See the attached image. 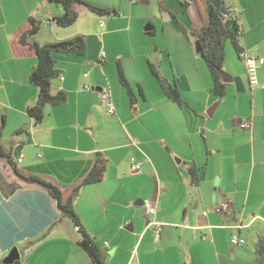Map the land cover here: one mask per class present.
<instances>
[{
    "label": "crops",
    "instance_id": "1",
    "mask_svg": "<svg viewBox=\"0 0 264 264\" xmlns=\"http://www.w3.org/2000/svg\"><path fill=\"white\" fill-rule=\"evenodd\" d=\"M81 1L86 3L74 5L76 21L61 27L54 22L63 12L59 2L0 0V141L9 154L0 157V263L16 247L21 264H93L55 199L21 181L13 167L69 192L101 153V179L82 185L73 205L104 264H264V64L257 70L258 87L250 89L243 62L249 53L264 56V18L247 17L251 5L238 4L244 0H223L237 22L241 14L242 50L240 65L226 70L231 79L225 94L217 97L195 50L197 32L207 22L206 0H181L184 17L181 6L160 7L161 0ZM86 4L111 15L102 19ZM29 18L39 24L31 42L82 34L87 44L83 55L53 53L51 92L65 91L66 101L45 105L39 121L27 112L37 99L28 80L37 59L9 52L12 33ZM256 31L260 35L251 42L248 35ZM118 65L132 100L118 81ZM151 66L176 83L182 104L165 95ZM103 86L110 90L112 115L98 93ZM245 119L249 126L238 127ZM216 200L229 202L232 211H214ZM146 201L156 208L151 218ZM151 221L160 224L158 236ZM232 233L245 244H230Z\"/></svg>",
    "mask_w": 264,
    "mask_h": 264
},
{
    "label": "trees",
    "instance_id": "2",
    "mask_svg": "<svg viewBox=\"0 0 264 264\" xmlns=\"http://www.w3.org/2000/svg\"><path fill=\"white\" fill-rule=\"evenodd\" d=\"M59 2L63 8V12L54 17L56 25L66 27L74 23L77 19L75 3H82L81 0H54ZM207 2V22L197 32V39L201 44L199 54L204 59L212 78V86L210 91L217 97H222L225 94L226 84L221 80V75L218 72L222 68L224 60V40L229 39L233 48L239 55L241 47L237 40L241 35L242 28L237 20L229 15V8L225 6L223 0H206ZM186 6V2H183ZM91 12L98 15L108 14L104 8L96 5L86 4ZM115 13V10L111 11ZM39 29L38 22L29 18L23 22L12 33L9 43V52L13 58L35 57L36 65L29 74V82L38 89L37 99L35 103L27 107L28 114L39 121L43 116L45 105H61L66 101V93L63 90H58L55 93L51 92V81L57 76V70L54 66L53 53H75L83 55L86 52V39L82 34L73 36L68 39L37 43L28 40V37L35 34ZM194 33V32H192ZM151 71L165 95L177 104H182V99L179 95L177 85L167 83L159 76L157 70L151 66ZM117 77L119 83L125 88L130 99H133L131 87L123 75L120 66H117ZM141 95L142 89L138 87ZM3 121V120H2ZM2 124L0 125L1 133ZM0 157L9 159V154L5 151L3 144L0 141ZM106 168V159L101 153H96L93 163L88 172L74 185L69 192H64L59 186L53 184L46 178L33 173H26L13 167L14 174L23 182L37 184L44 189L55 199L56 205L63 216L70 218L76 229L81 235L80 245L87 252L93 264H104L102 260L101 250L94 243L92 238L86 232L81 224L79 217L73 205V197L78 189L85 184H91L99 181ZM191 182L197 183L198 178L193 167L188 168Z\"/></svg>",
    "mask_w": 264,
    "mask_h": 264
},
{
    "label": "built area",
    "instance_id": "3",
    "mask_svg": "<svg viewBox=\"0 0 264 264\" xmlns=\"http://www.w3.org/2000/svg\"><path fill=\"white\" fill-rule=\"evenodd\" d=\"M130 1H136V0H130ZM230 15V13H229ZM99 26L103 25L102 20L99 21L98 23ZM105 53L103 50L99 51L98 54V60L102 62L104 60ZM243 62L245 65V72L247 76V82L250 87V89L258 87L259 82H258V77H257V70L260 66L264 64V56L258 54V53H249L247 55H244L243 57ZM61 79L63 78L62 76L60 77ZM83 89L85 90H90L91 87L88 85H83ZM99 96L101 100L105 104V112L106 114L112 115L115 113L114 110V105L111 101V96H110V90L108 86H103L98 89ZM249 126V121L248 120H241L238 123V127L240 128H246ZM17 161H21V158H18ZM131 161L133 162L132 168H138L139 165L134 163V157H131ZM212 208L214 211L219 212V213H229L232 211V206L230 205L229 202L227 201H221V200H216ZM155 205L154 203H151L150 201L144 202V212L146 214V217L151 218V216L155 213ZM152 224H154V233L156 236L159 235L160 233V224L151 221ZM230 244L236 246V245H244L245 244V239L244 237L240 236L237 233H232L230 238H229ZM0 264H6L4 262Z\"/></svg>",
    "mask_w": 264,
    "mask_h": 264
},
{
    "label": "rangeland",
    "instance_id": "4",
    "mask_svg": "<svg viewBox=\"0 0 264 264\" xmlns=\"http://www.w3.org/2000/svg\"><path fill=\"white\" fill-rule=\"evenodd\" d=\"M97 1L101 2V3H105L107 1H113V3H115L116 5H119L122 2V0H97ZM126 1H128V0H126ZM152 1L153 2H157V1L159 2V0H152ZM234 1H236V0H234ZM244 1L246 3L242 2V1H239L238 4H239L240 9H243V8L247 7L248 3L251 5V7H247L248 8V11H246V16L247 17L253 18V19H258V18H261V17L264 18V0H244ZM82 2H84V1H82ZM181 2H182L181 0H161V2H159V3H160V7H164L168 3L173 4V5L176 4L178 7H180L181 6ZM84 3H86V2H84ZM260 8H261V10H260ZM178 14H180V16L184 17V14L182 12V6L180 7ZM110 15L111 14L102 15V19L105 18V16H110ZM236 16L238 18L239 24L242 25L241 22H240L241 14L239 13ZM245 31H246V27H245ZM255 33H256L257 37L254 36ZM255 33L253 34V33L250 32L249 35H248L249 40H251V42H254L256 39H258V37L260 35V34H258L257 31ZM251 34H253V35H251ZM241 36H242V34L239 35L238 39ZM262 43L264 45V41ZM223 45H224V48H223L224 49V60H223L222 69L225 70V71L228 70L229 69V65L239 66L240 65V61L236 59V58H238L237 57V52L233 48L230 40L229 39H225ZM86 46H87V44H86ZM235 59H236V61H235Z\"/></svg>",
    "mask_w": 264,
    "mask_h": 264
},
{
    "label": "water",
    "instance_id": "5",
    "mask_svg": "<svg viewBox=\"0 0 264 264\" xmlns=\"http://www.w3.org/2000/svg\"><path fill=\"white\" fill-rule=\"evenodd\" d=\"M146 29H149V28H146ZM195 50L197 52H199L201 50V44H200L198 39L195 40ZM218 72L221 75V80L223 82L230 81V79H231L230 75L225 70H223L222 68H219ZM211 110L209 112H207L209 115H210ZM3 262L6 264H21L19 261V252H18L16 247H13L10 249L7 256L4 258Z\"/></svg>",
    "mask_w": 264,
    "mask_h": 264
}]
</instances>
